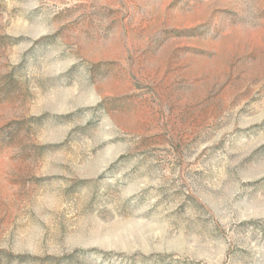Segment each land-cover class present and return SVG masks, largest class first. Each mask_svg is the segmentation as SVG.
<instances>
[{"label":"rangeland","instance_id":"obj_1","mask_svg":"<svg viewBox=\"0 0 264 264\" xmlns=\"http://www.w3.org/2000/svg\"><path fill=\"white\" fill-rule=\"evenodd\" d=\"M0 264H264V0H0Z\"/></svg>","mask_w":264,"mask_h":264}]
</instances>
